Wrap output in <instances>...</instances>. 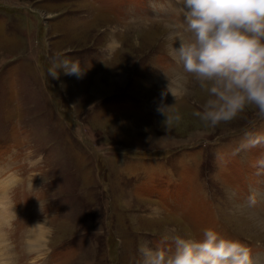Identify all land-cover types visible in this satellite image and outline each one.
<instances>
[{"label":"rangeland","instance_id":"rangeland-1","mask_svg":"<svg viewBox=\"0 0 264 264\" xmlns=\"http://www.w3.org/2000/svg\"><path fill=\"white\" fill-rule=\"evenodd\" d=\"M183 7L0 0V264H137L142 241L174 249L165 235L201 239L207 228L264 264L253 223L264 216V148L233 155L264 119L249 108L205 128L193 115L205 94L169 55ZM57 54L79 61L82 78L49 76ZM162 109L181 121L169 127Z\"/></svg>","mask_w":264,"mask_h":264},{"label":"clouds","instance_id":"clouds-1","mask_svg":"<svg viewBox=\"0 0 264 264\" xmlns=\"http://www.w3.org/2000/svg\"><path fill=\"white\" fill-rule=\"evenodd\" d=\"M184 5L183 23L172 41L169 55L205 94L202 110L195 111L205 128H216L236 120L246 109L254 108L264 119V0H177ZM179 39V47L173 42ZM82 78L80 62L57 54L48 75ZM176 97V92L168 87ZM185 89V93H187ZM165 109V108H164ZM168 126L181 121L179 113L166 114ZM264 148V132H245L233 155ZM257 174H264V156L257 162ZM250 197L249 204H255ZM174 249L139 245L137 264H252L249 249L240 241L221 236L207 228L201 239L185 234L163 237Z\"/></svg>","mask_w":264,"mask_h":264},{"label":"bare ground","instance_id":"bare-ground-1","mask_svg":"<svg viewBox=\"0 0 264 264\" xmlns=\"http://www.w3.org/2000/svg\"><path fill=\"white\" fill-rule=\"evenodd\" d=\"M176 35V32L174 31L173 33H172V36L170 37L171 38V40L173 41V38H174V36ZM179 41V39H177V40H175L174 42L175 43H177ZM180 79V78H179ZM175 81L177 82V79L175 78ZM179 85V84H178ZM13 176H15V175H13ZM8 189V186H7V182L6 183H4L3 185L2 184H0V190L2 191V193L4 192H6V190ZM7 195H8V193H7ZM2 204H3V202H2ZM12 204V203H11ZM4 209H6V211H8L9 209H7V208H3V211H5ZM5 211V212H6ZM11 214V213H10ZM256 215V214H255ZM259 217H261L263 220H264V216H261V215H259L258 214V216L257 217H255L254 216V219H253V223L255 224V223H258V228L260 229V231H262L263 233H264V221L263 222H261L260 221V218ZM253 224V225H254ZM257 226V225H256ZM38 227L40 228V229H42V232L39 234V236H37L36 237V240H38V242L36 241V243L38 244L39 242V244L41 245V242H43V235H44V233H45V228H43L42 227V225L40 224V222H39V224L38 223H36L35 225H34V227H33V232H32V237H35V233H36V231L38 230ZM0 237H2V236H0ZM30 240H32V239H30ZM1 241H2V239H1ZM33 244H36V243H34L35 242V240H34V242L33 241H31ZM1 244V243H0ZM32 244V245H33ZM41 247V246H40ZM39 249V248H38ZM37 251V250H36ZM8 252V251H7ZM4 253V248H0V256H2V254ZM10 259H11V257H10ZM8 260V259H7ZM12 260H13V258H12ZM263 259H261L260 261H262ZM2 263H3V261H2ZM12 263V262H11ZM252 264H253V262H252ZM254 264H262L261 262L260 263H257V260L254 262Z\"/></svg>","mask_w":264,"mask_h":264}]
</instances>
